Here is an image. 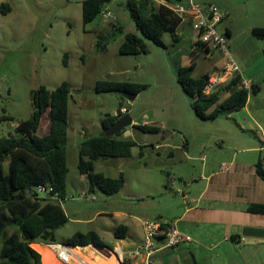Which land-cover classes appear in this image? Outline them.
<instances>
[{"label":"rangeland","instance_id":"obj_1","mask_svg":"<svg viewBox=\"0 0 264 264\" xmlns=\"http://www.w3.org/2000/svg\"><path fill=\"white\" fill-rule=\"evenodd\" d=\"M199 1L230 5L236 10L238 18L233 15L230 20L231 16L226 15L218 31L224 32L229 24L234 35L231 41H235L231 47L232 57L236 51L240 52L243 62L240 68L258 73L262 78L260 91H249L247 107L264 129V54L260 46L264 42L254 37L248 25L251 5L256 0ZM125 2L111 0L106 6L117 17L119 29L115 23L103 21L101 17L84 25L83 0H0V137L14 134L16 124L32 116L33 90L41 86L54 90L63 82H68L71 88L68 185L66 197L60 201L69 222L59 229L58 242L76 232L93 230L111 247L113 232L125 220L132 232L140 236L142 229L138 222L145 211L167 210L171 200L182 197L176 188L170 189V174L180 185L182 177L178 179V175L187 174L201 164H187L183 151L188 148L189 155L198 158L205 155L210 159L222 154L228 144L243 148L259 143L258 130H241L225 117L219 120L196 117L176 79L179 67L190 63L191 45L187 35L177 42H167L166 48L145 39L148 50L145 54L119 53L126 33L140 34ZM4 4L10 5L12 10L5 13ZM219 9L223 12L221 7ZM99 42L107 44L106 51H98ZM221 58L220 54L214 57L216 61ZM196 63L195 76L202 74L210 64L205 54H200ZM212 75L216 76L213 72ZM100 80L140 83L147 88L131 101L119 93H96L95 86ZM120 105L127 109L126 114L129 110L133 118L153 120L161 131L150 134L128 127L136 143L131 156L103 157L95 161V172L110 177L123 174V189L115 194H106L99 188L90 192L86 176L81 175L77 167L76 145L99 135L103 131V118L114 115ZM5 115L10 119L2 120ZM226 125L234 133H228ZM41 130H48V120ZM225 134L227 136L223 137ZM261 156L264 159V152ZM5 171H8L7 164ZM117 211L131 217L117 215ZM51 253L45 248L46 255ZM79 253L88 256L94 253V248L88 247Z\"/></svg>","mask_w":264,"mask_h":264},{"label":"trees","instance_id":"obj_2","mask_svg":"<svg viewBox=\"0 0 264 264\" xmlns=\"http://www.w3.org/2000/svg\"><path fill=\"white\" fill-rule=\"evenodd\" d=\"M111 0H83L84 25L94 22ZM173 2L176 0H164ZM136 25L137 33H126L119 46L122 55H140L148 52L145 39L166 48L163 40L169 35L174 42L178 41L176 32L182 20L163 4L157 5L154 0H126ZM4 12L11 11L8 4L2 6ZM252 33L258 40H264V27H254ZM200 43L192 45L191 62L177 70L176 79L184 94L190 100L195 115L200 120H214L221 116L243 109L248 102L249 92L240 86L241 74H235L211 94H203L204 87L212 78L210 74L195 77L193 72L197 66V51ZM97 49L104 52L107 44L99 42ZM210 51L209 48H206ZM146 85L133 82L111 80L97 81L96 93L135 94L136 96ZM252 91L258 93L260 86L253 83ZM228 93V97H221ZM71 88L63 82L54 90L41 86L32 91L33 114L27 120L17 123L14 134L0 137V264H59L54 256L45 254V247L36 242L57 243V230L66 226L68 216L60 204L67 193L68 166V130L69 105ZM122 105V104H121ZM120 105V108L122 106ZM2 120L10 117L3 116ZM48 120V134L40 136L38 131ZM118 120L114 115H106L102 120V128L111 126ZM134 128L150 134H158V125H135ZM123 132L116 136L101 134L83 140L78 149V170L87 178L88 190L94 192L99 188L106 194L120 192L125 184L123 174L110 177L95 172V161L99 158L131 156L135 141L122 137ZM187 145H185L186 147ZM8 171H5V166ZM258 174L264 178L262 161L256 164ZM169 182V180H168ZM38 185L52 188L51 195L41 196L33 190ZM251 213H263L264 203L249 204ZM127 227L119 225L115 238L124 239ZM71 246L95 245L104 247L106 244L96 231L76 232L62 242ZM33 244V245H32ZM41 252V255L38 251ZM43 259V262H42Z\"/></svg>","mask_w":264,"mask_h":264},{"label":"crops","instance_id":"obj_3","mask_svg":"<svg viewBox=\"0 0 264 264\" xmlns=\"http://www.w3.org/2000/svg\"><path fill=\"white\" fill-rule=\"evenodd\" d=\"M154 1L157 5H166L164 0ZM219 7H221L223 13L231 16L230 20L234 18L233 15L238 18L237 12L234 10L233 6L222 4V6ZM251 7L253 9L249 15L248 23L250 29L253 30L254 27H264V0H256ZM115 24L114 26H116V28L121 29V25ZM221 33L227 35L231 50L235 41H231L234 35L229 24H226L225 31ZM185 35L188 36L191 51L192 45L196 44V41L195 31L192 28L190 19H184L176 32L178 41L181 36ZM166 36L167 35L163 38L165 44L167 42H174L170 36V39L168 37L166 40ZM260 46L264 54V43H261ZM200 54H205V59L210 64L199 76L193 75L195 77H200L205 74H210L212 78L219 76L225 68L226 59L224 56L211 49L207 51L203 46L198 47L197 55L199 56ZM216 54L222 56L218 61L214 59ZM241 56L240 52L236 51L235 57H233L239 67L243 63ZM240 71L242 78L252 80L253 83L259 84L262 79L258 73L249 72L245 68L244 70L240 68ZM212 72L215 73L216 76L212 75ZM228 95V93H225L221 97V100L227 98ZM185 97L187 98L186 95ZM188 103L189 106H191L189 99ZM247 105L240 111L234 112L229 116H221L214 120L225 117L226 120H230L241 130H258L260 132V134L257 135L259 143L243 148H239L236 144H228L223 148L222 154L214 155L210 159L205 155L199 158L189 155V150L186 146L185 148H187V150L183 151V154L188 162L187 164H189V162H201V164L199 167H194V169L190 170L187 174L181 173L182 176L178 175V179L182 177L180 179V185H178L176 178L170 174V180L168 182L170 189L176 188L177 192L180 193L182 197H177V200H171L167 210L154 212H146L144 210V215L140 217L138 222L142 229V235L140 236L132 232L129 222L125 220L123 225L127 227L126 237L124 239H117L115 238L114 231V236L111 238V247L109 248H121L125 252L134 249L137 244L143 242L144 234L141 222L145 219H161L168 222H175L177 228L189 238V241L173 248H166L163 246V242H160L150 263L142 256L137 260L128 261V264H264V214L251 213L247 210L249 204L264 203V178L258 174L256 168V164L260 160L264 167V159H262L261 156V153L264 152L262 150L264 145V129L261 126L259 118L248 110ZM132 120L133 129L135 125L140 124L156 125V123L150 119L141 121V118L132 117ZM41 128L38 131L40 136L48 134L49 125L47 131L42 132ZM226 128L228 133H234L228 125H226ZM184 133L186 134V132ZM122 135L124 138L132 139L133 133L131 128L124 130ZM226 136L227 134L223 137ZM80 144L76 145L77 150ZM187 144L188 143L185 142V145ZM174 147L179 149V146ZM238 148L239 150H236ZM223 163L228 165L227 169H222ZM115 213L117 215H123L126 218L131 217V214L123 211H117ZM59 231L60 230H57L56 232V238ZM103 241L105 242V240ZM58 243L62 242H57V244ZM33 244H41L43 247H46L52 252L54 260L57 263L64 264L55 256L54 249L51 246L53 243L36 242ZM88 247L93 246L88 245ZM104 247L108 246L105 245ZM36 251L38 250L36 249ZM38 252L42 258L41 252ZM82 256H85L84 258L88 261L90 260L93 264H118L114 257L103 259L99 255H96L95 251L88 255V257L87 255ZM71 264H78V262L72 260Z\"/></svg>","mask_w":264,"mask_h":264},{"label":"built area","instance_id":"obj_4","mask_svg":"<svg viewBox=\"0 0 264 264\" xmlns=\"http://www.w3.org/2000/svg\"><path fill=\"white\" fill-rule=\"evenodd\" d=\"M165 6L172 10L177 16L184 19H190L193 30L195 31V41L200 43L204 48L214 50L224 56L226 59L225 68L219 76L210 79V82L204 87L203 94H211L221 84L229 81L233 75L240 74V67L231 55L229 39L227 35L218 31V25L225 18L223 13L217 5L202 3L199 0H176L173 2L165 1ZM103 21L117 22V17L106 8L99 14ZM253 81L242 78L240 82L241 88L248 92L252 90ZM127 113V109L122 107L115 111L114 116L118 119ZM264 151V145L262 147ZM226 163L222 164V169H227ZM170 180V179H169ZM36 193H42L43 196L50 195L51 198L56 199L50 193L52 188H47L43 185H38L33 190ZM143 228V242L137 244L134 249L125 252L121 248L104 247L110 256L114 257L118 264H128L130 260H137L144 256L147 262H151V258L158 249V244L163 242L166 248L177 247L180 244L189 241L176 226L175 222H168L161 219L150 220L145 219L141 222ZM54 249L55 256L64 264H71L72 260H76L78 264H93L86 260L79 252L88 246H71L64 243L51 244ZM76 248H79L77 251ZM93 248V247H92ZM95 254L103 259L109 258L104 254L96 251Z\"/></svg>","mask_w":264,"mask_h":264},{"label":"water","instance_id":"obj_5","mask_svg":"<svg viewBox=\"0 0 264 264\" xmlns=\"http://www.w3.org/2000/svg\"><path fill=\"white\" fill-rule=\"evenodd\" d=\"M126 97L129 100L133 101V100H135L136 95L135 94H126ZM132 125H133L132 117L129 114H126V115H123L122 117H120L111 126L105 128L103 130V132L106 136L112 137V136H116L117 134H119L121 132H124V130H126L128 127H132ZM92 246L96 251L104 254L107 257L110 256V254L103 249L104 247H99V246H95V245H92Z\"/></svg>","mask_w":264,"mask_h":264},{"label":"bare ground","instance_id":"obj_6","mask_svg":"<svg viewBox=\"0 0 264 264\" xmlns=\"http://www.w3.org/2000/svg\"><path fill=\"white\" fill-rule=\"evenodd\" d=\"M46 248V247H45ZM51 249V248H50ZM76 250L78 251L79 250V248H76ZM85 257V256H84ZM88 257V256H87ZM90 258V257H89ZM93 258V257H92ZM90 261V260H89ZM91 262V261H90Z\"/></svg>","mask_w":264,"mask_h":264}]
</instances>
